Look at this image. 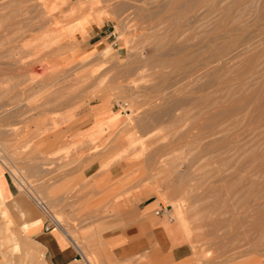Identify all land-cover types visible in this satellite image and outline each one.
Masks as SVG:
<instances>
[{
    "label": "rangeland",
    "instance_id": "1",
    "mask_svg": "<svg viewBox=\"0 0 264 264\" xmlns=\"http://www.w3.org/2000/svg\"><path fill=\"white\" fill-rule=\"evenodd\" d=\"M142 1L0 0V173L60 220L88 264H151L117 261L96 233L117 202L141 191L181 228L177 210L188 218L181 264H264V231L252 217L255 199L264 201V163L235 145L264 153V0H208L194 10L184 1L176 15L165 11L171 0ZM204 97L237 100L217 114L221 101ZM108 98L116 129L88 136L79 130L85 116H65ZM233 114L244 120L233 123ZM113 170L123 176L84 174ZM5 205L0 264H28L30 245Z\"/></svg>",
    "mask_w": 264,
    "mask_h": 264
},
{
    "label": "crops",
    "instance_id": "2",
    "mask_svg": "<svg viewBox=\"0 0 264 264\" xmlns=\"http://www.w3.org/2000/svg\"><path fill=\"white\" fill-rule=\"evenodd\" d=\"M116 112L117 103L108 98L93 100L77 113L72 111L65 113V116H85V121L79 124V130L96 137L104 130L119 126L121 119L116 123L110 121ZM119 142L126 144L125 139ZM84 174L96 180L123 176L117 170L112 173ZM99 193L97 188L87 192L89 197ZM115 193L119 191L111 189L106 192L109 195ZM0 201L6 204L4 215L11 222L14 221L19 234L30 245V248L25 249L30 258L28 264H88L83 248L78 247L63 228L52 226L49 230L45 229L46 218L42 211L9 181L5 173H0ZM155 202L145 197L144 192H136L130 198H122L117 202V213L103 219L101 224L105 228L96 233L103 249L111 257L120 262L147 257L151 264H181L190 255L183 229L167 214H156ZM91 241L90 238L88 242ZM13 249H20V245L14 242ZM85 249L97 255L100 252L92 244H87Z\"/></svg>",
    "mask_w": 264,
    "mask_h": 264
},
{
    "label": "bare ground",
    "instance_id": "3",
    "mask_svg": "<svg viewBox=\"0 0 264 264\" xmlns=\"http://www.w3.org/2000/svg\"><path fill=\"white\" fill-rule=\"evenodd\" d=\"M144 1V0H143ZM142 1V2H143ZM184 1H187V3H188V6L186 7V8H188L187 10H189V9H192V10H194V9H202V7H204V5H206V3H207V1L208 0H171L170 1V3L168 4V7L166 8V12H169L170 14H172V15H176L177 13H178V11L180 10V6H181V4L184 2ZM26 2H27V0H26ZM29 2V1H28ZM27 2V3H28ZM26 4V3H25ZM46 4V3H45ZM186 4V3H185ZM27 5V4H26ZM142 7V6H141ZM185 8V7H184ZM183 8V9H184ZM228 8L226 7L224 10H227ZM184 10H186V9H184ZM165 12V13H166ZM181 12V11H180ZM199 12V11H198ZM139 13H141L140 11H139ZM142 13H143V10H142ZM141 13V14H142ZM145 13V12H144ZM168 14V13H167ZM181 14H182V12H181ZM169 16V15H168ZM180 17V16H179ZM237 16H235V18H236ZM238 18V17H237ZM236 18V19H237ZM241 19V18H240ZM239 19V20H240ZM242 21V20H241ZM237 22V21H236ZM235 22V23H236ZM240 22V21H239ZM238 23V22H237ZM241 23V22H240ZM239 23V24H240ZM222 24L223 23H221V24H219V27H221L222 26ZM79 25H81V24H78V26ZM83 26V25H82ZM246 26V25H245ZM242 28V27H241ZM231 29H233L232 27H231ZM50 30V29H49ZM240 32V31H239ZM242 33V32H241ZM240 33V34H241ZM231 35V34H230ZM235 35V34H234ZM237 35V34H236ZM241 38V37H240ZM254 53V52H253ZM191 54V53H190ZM192 57H194V56H192ZM247 58V57H246ZM247 60V59H246ZM249 61V60H248ZM236 62V61H235ZM261 62H263V61H261ZM260 63V62H259ZM264 63V62H263ZM263 63H261V64H263ZM235 64V63H234ZM241 64V63H240ZM245 64V63H244ZM233 65V64H232ZM237 65V64H236ZM235 65V66H236ZM246 65V64H245ZM258 65V64H257ZM256 65V66H257ZM259 66H260V64H259ZM262 66H264V64L262 65ZM258 67V66H257ZM232 68H234V67H232ZM255 69V68H254ZM258 69V68H257ZM237 70V69H236ZM258 71V70H257ZM240 72V71H239ZM238 72V73H239ZM258 72H260V73H258L259 75H258V77L260 76V78H262V77H264V69H261V71H258ZM229 73V72H228ZM219 76H221V75H218V77ZM228 76V75H227ZM255 76H257V74L255 75ZM217 77V78H218ZM255 79H256V77H254ZM246 81V80H245ZM247 82L248 83H243L242 82V84H241V89H243V90H241V91H243V92H247L249 95H248V97H250V93L249 92H253V91H251V89H253V87L251 86V84L249 83V81L247 80ZM256 82V81H255ZM241 83V82H240ZM262 83H264V81L262 82ZM256 84V83H255ZM258 84V83H257ZM253 85V84H252ZM264 86V85H263ZM228 87V86H227ZM237 88V87H236ZM231 89H233V88H231ZM227 90H228V88H227ZM245 90V91H244ZM221 91V90H220ZM232 91V90H231ZM231 91H230V93H229V97L232 95L231 94ZM242 92V93H243ZM246 93V94H247ZM245 94V97L247 98V95ZM233 95H235V94H233ZM236 96V95H235ZM224 97V96H223ZM245 97H244V99H245ZM205 99H203V101L205 100V103L206 102H209V100H210V98H208V97H204ZM226 98V97H225ZM209 99V100H208ZM224 99V98H223ZM223 99H221L220 101H221V103H220V101L218 100H213L212 102L214 103V104H218V103H220V104H222L220 107H218L217 105H215V110H214V113H219V114H223V112L225 111V105H226V103H229L230 104V101H233V100H235V99H233V97H232V99L231 100H229V101H227L226 103L225 102H223L224 100ZM229 99V98H228ZM241 99V98H240ZM200 100V99H199ZM227 100V99H226ZM237 100V99H236ZM235 100V101H236ZM240 101H242V100H240ZM211 101L209 102V104L210 103H212ZM234 102V101H233ZM233 102H231V103H233ZM250 102V101H249ZM204 103V104H205ZM225 103V105H223ZM207 104V103H206ZM214 104H212V105H214ZM235 103H233V105H234ZM238 105V104H237ZM241 105V104H240ZM229 106H232V104L231 105H228V107ZM236 106V105H235ZM244 106H246V104L244 103ZM234 107V106H233ZM240 107V106H239ZM242 107H243V104H242ZM217 108V109H216ZM232 108V107H231ZM238 108V107H237ZM246 108H248V107H246ZM251 108H252V106H251ZM250 108V109H251ZM229 109V108H228ZM245 109V108H244ZM230 110V109H229ZM228 110V111H229ZM250 111V110H249ZM251 112V111H250ZM248 113V112H247ZM263 115V114H262ZM259 116V115H258ZM247 118H248V116H246ZM120 118V115L119 114H115L111 119H110V121L112 122V123H114V122H116V121H118V119ZM246 118V119H247ZM257 118V117H256ZM230 120L233 122V123H239L241 120H244V117L242 118L241 116H239V115H234L233 114V116L230 118ZM263 120V119H262ZM108 122V121H107ZM259 124V123H258ZM100 127H102V126H100ZM264 127V125L262 126V128ZM106 128V127H105ZM100 129V128H99ZM218 129V128H217ZM220 129V128H219ZM264 129V128H263ZM225 130V131H224ZM224 130H221V132L223 131L224 133H225V135H226V137H228L229 136V132L226 130V129H224ZM261 130V129H260ZM214 131H218V130H214ZM256 132V131H255ZM214 133V132H213ZM244 134V133H243ZM262 135H263V133H261ZM260 136V135H259ZM258 136V137H259ZM261 138H262V136H260ZM230 138H232V136L230 137ZM256 139H258L257 137H256ZM230 140V139H229ZM259 140V139H258ZM262 140V139H261ZM221 141H222V139H221ZM232 141V140H231ZM215 142V141H214ZM259 142V141H258ZM218 143V142H217ZM220 143V142H219ZM231 143V142H230ZM229 143V144H230ZM259 143H261V142H259ZM231 144H233V143H231ZM236 146H237V148H239V149H241V150H244L243 152H245V153H247V154H249L250 156H252L251 157V162L253 163V164H257V163H264L263 161H262V159H263V157H264V153H260V152H258V150H257V148L256 147H252V146H247V147H244V146H241V144L240 143H236L235 144ZM224 146V145H223ZM231 146V145H230ZM262 146V145H261ZM226 147V146H225ZM260 151V150H259ZM263 152V151H262ZM131 160V159H130ZM251 163V164H252ZM258 165V164H257ZM244 176V175H243ZM243 176L241 177V178H239V180L240 181H242L243 180ZM246 178V177H245ZM251 181V180H250ZM239 182V181H238ZM253 182V181H252ZM250 183V182H249ZM242 188V187H241ZM240 188V189H241ZM229 190V189H228ZM242 190V189H241ZM235 191V190H234ZM239 191V190H238ZM243 191H244V189H243ZM239 192H241V191H239ZM247 193V192H246ZM246 193H244V195L246 196L247 194ZM225 195V194H224ZM227 196H228V194H227ZM241 200H243L242 198H241ZM48 206V205H47ZM49 208V207H48ZM253 208H254V213H253V216L252 217H254L253 219H254V221H255V225H256V227L258 228V230L259 231H264V201H259L257 198L255 199V203H254V205H253ZM177 212L179 213V215H180V220L182 221V224L184 225H182V228H183V230H185V228H186V223H187V220H188V218H186V216H185V213H184V211L183 210H177ZM56 218V220L60 223V220L57 218V217H55ZM254 225V224H253Z\"/></svg>",
    "mask_w": 264,
    "mask_h": 264
},
{
    "label": "built area",
    "instance_id": "4",
    "mask_svg": "<svg viewBox=\"0 0 264 264\" xmlns=\"http://www.w3.org/2000/svg\"><path fill=\"white\" fill-rule=\"evenodd\" d=\"M37 201V204H38V207L43 210L44 212H46V214H49V210H47L46 207L43 206V203L39 200H36ZM169 212V208L168 207H165V208H160V209H155V213L156 214H167L168 217L170 219H172L171 216H169L168 214ZM58 221L53 217L51 216L50 214L47 216V219H46V225H45V229L46 230H49L52 226H58Z\"/></svg>",
    "mask_w": 264,
    "mask_h": 264
}]
</instances>
